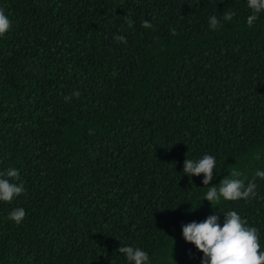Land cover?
Here are the masks:
<instances>
[{"label":"trees","instance_id":"1","mask_svg":"<svg viewBox=\"0 0 264 264\" xmlns=\"http://www.w3.org/2000/svg\"><path fill=\"white\" fill-rule=\"evenodd\" d=\"M0 8L13 24L0 37V171L18 169L25 188L0 202V264H128L123 246L151 264H201L182 225L216 213L223 226L228 211L259 230L264 249V179L251 200L211 205L203 174L182 172L206 153L216 157L209 186L233 168L246 185L264 170V13L249 28L246 0ZM19 207L17 225L8 215Z\"/></svg>","mask_w":264,"mask_h":264},{"label":"clouds","instance_id":"2","mask_svg":"<svg viewBox=\"0 0 264 264\" xmlns=\"http://www.w3.org/2000/svg\"><path fill=\"white\" fill-rule=\"evenodd\" d=\"M246 3L251 11L246 22L251 28L259 15L264 13V0H246ZM234 16L235 12L229 10L223 13L222 20L231 21ZM125 19L128 27L131 28L133 21L130 17ZM220 24L221 18L217 16L209 18V27L212 30H216ZM12 27V20L5 10L0 8V37L8 34ZM142 27L151 28L152 24L149 21H143ZM172 34H176L175 29L172 30ZM115 40L127 43L123 35L116 36ZM71 95L79 98L80 92L75 91ZM64 100L70 102L71 97L66 95ZM215 169L216 157L206 153L196 160L185 158L182 170L189 178L203 174L202 184L207 186L208 190L201 200H206L211 205L219 204L221 200H251L256 196L254 179L256 177L264 179V170H257L253 181H249L246 185L247 176L241 170L233 168L230 174L219 181L218 185L209 186L214 179ZM189 182L191 183V179ZM23 194H25V188L20 180L19 170L9 167L5 171H0V202L11 203ZM25 216V209L19 207L9 213L8 219L19 225ZM218 221V214L213 213L202 222L192 221L182 225L183 240L193 244L203 253L201 264H264V249L261 248L259 230L256 227L249 226L247 220L236 211H228L224 214L223 226ZM171 239L174 244V239ZM117 251L123 254L128 264H151L148 253L139 247L123 246Z\"/></svg>","mask_w":264,"mask_h":264}]
</instances>
